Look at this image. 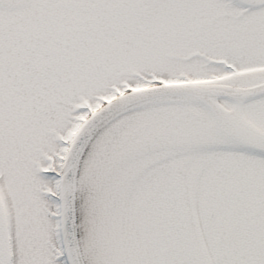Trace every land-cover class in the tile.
Listing matches in <instances>:
<instances>
[{
  "label": "snow or ice",
  "instance_id": "1",
  "mask_svg": "<svg viewBox=\"0 0 264 264\" xmlns=\"http://www.w3.org/2000/svg\"><path fill=\"white\" fill-rule=\"evenodd\" d=\"M0 264H264V0H0Z\"/></svg>",
  "mask_w": 264,
  "mask_h": 264
}]
</instances>
